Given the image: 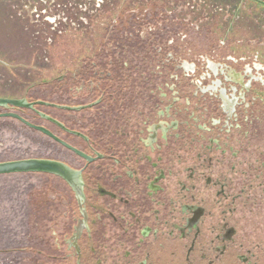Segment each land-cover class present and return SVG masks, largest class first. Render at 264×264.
<instances>
[{"label":"flooded vegetation","instance_id":"af4514ba","mask_svg":"<svg viewBox=\"0 0 264 264\" xmlns=\"http://www.w3.org/2000/svg\"><path fill=\"white\" fill-rule=\"evenodd\" d=\"M251 1L264 6V0ZM263 39L259 27L246 39L221 41L213 49L214 61L243 63L252 70L261 62L264 71ZM166 45L159 47L168 49L162 60L147 68L139 62L127 75L125 67L115 72L117 62L111 60L109 69L92 70L90 106L27 97L18 99L26 106H3L0 114L16 113L89 157L17 117H0L19 121L84 161L76 168L60 159L33 157L72 170L67 177L39 173L63 180L82 215L71 227L53 232V242L41 238L36 246L31 238L23 251L32 254L34 264H264V75L252 74L246 82L232 70L230 77L212 79L209 87L195 91L186 78L187 86L175 92L179 59ZM249 45L260 48L253 52ZM161 94L173 96L166 110H159ZM43 107L90 108V134ZM166 112L168 119L159 120L157 113Z\"/></svg>","mask_w":264,"mask_h":264},{"label":"rangeland","instance_id":"374dc122","mask_svg":"<svg viewBox=\"0 0 264 264\" xmlns=\"http://www.w3.org/2000/svg\"><path fill=\"white\" fill-rule=\"evenodd\" d=\"M108 25L123 29L117 33ZM259 27L264 29V6L251 0H0V97L90 106L92 70H103L111 62H98L97 68L90 65V57H117L114 71L125 67L127 75L139 62L147 68L148 63L162 60L168 52L167 48L162 51L163 44L173 48L179 59L175 92L189 81L192 91L205 89L212 79L230 77L232 70L245 75L247 82L252 74L264 75L261 62H255L253 70L243 63L215 62L213 49L231 37L246 39ZM107 33L120 34L121 44L109 41L106 47L95 49V41L101 42ZM249 47L253 52L260 48ZM207 58L213 62H205ZM185 63L191 67L184 68ZM162 95L159 110H166L173 96ZM183 104L179 100L178 106L183 108ZM43 109L67 126L90 134V108ZM5 110L0 106V112ZM157 114L159 120L168 119V112ZM64 137L74 145H84L78 137ZM33 157L60 159L76 168L84 165L80 157L43 134L17 120L0 118V162ZM69 190L60 178L39 172L0 175V264H34L32 254L23 251L31 238L36 246L41 238L50 237L53 242V232L71 227L75 218L80 220L81 212Z\"/></svg>","mask_w":264,"mask_h":264},{"label":"water","instance_id":"95a60500","mask_svg":"<svg viewBox=\"0 0 264 264\" xmlns=\"http://www.w3.org/2000/svg\"><path fill=\"white\" fill-rule=\"evenodd\" d=\"M8 105H14V106H26L24 101L18 100V99H12V98H4L0 97V106H8ZM3 116H13L17 117L26 124L39 129L48 135L54 137L56 140L60 141L63 145L68 147L69 149L73 150L80 156H83L85 158H89L88 155L83 153L82 151L78 150L77 148L73 147L72 145L66 143L65 141L55 137L48 129L36 126L23 118H21L16 113H1L0 117ZM27 172H46V173H54L61 175L63 177L69 176V174L72 172V170L66 166L65 164L53 160L48 159H40V158H26V159H18V160H10V161H2L0 162V175L4 174H13V173H27Z\"/></svg>","mask_w":264,"mask_h":264},{"label":"trees","instance_id":"16d2710c","mask_svg":"<svg viewBox=\"0 0 264 264\" xmlns=\"http://www.w3.org/2000/svg\"><path fill=\"white\" fill-rule=\"evenodd\" d=\"M121 11V10H120ZM119 11V12H120ZM118 12V13H119ZM133 17V19L135 18L134 16H132ZM133 26H135V24H133L132 23V27ZM108 27H112V28H116V31H117V33H119L120 32V29H123V27L121 28L120 26L118 27V26H109L108 25ZM108 29V28H107ZM111 34H112V32H111ZM104 35V34H103ZM117 38H120V34H118V35H110V34H106V36H104L102 39H101V42H97V41H95L96 42V45H95V49H99V47H106V45H108V43H109V41H113V43H116V42H118L119 43V45L121 44V41H119V40H117ZM117 57H110V55H103L102 56V60H100V59H98V60H96V59H91V57H90V62H107V61H109V60H111V61H114V62H117L118 61V59H116ZM106 59V61H103V60H105Z\"/></svg>","mask_w":264,"mask_h":264}]
</instances>
